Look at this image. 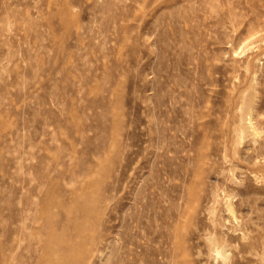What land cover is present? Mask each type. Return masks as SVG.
Masks as SVG:
<instances>
[{"label": "rangeland", "instance_id": "1", "mask_svg": "<svg viewBox=\"0 0 264 264\" xmlns=\"http://www.w3.org/2000/svg\"><path fill=\"white\" fill-rule=\"evenodd\" d=\"M81 188L126 264H264V0H0V264Z\"/></svg>", "mask_w": 264, "mask_h": 264}, {"label": "bare ground", "instance_id": "2", "mask_svg": "<svg viewBox=\"0 0 264 264\" xmlns=\"http://www.w3.org/2000/svg\"><path fill=\"white\" fill-rule=\"evenodd\" d=\"M83 190L84 188L76 190L71 195L69 203L58 200L56 211L50 210L48 204L43 206L38 215L40 225L35 237L37 250L34 264H109V259L111 260L113 256L116 258L114 264L127 263L118 255L119 249L123 248L120 247L122 243H119V246L116 242L107 241L111 237L109 231H102V209L98 208L99 199L85 194ZM8 231L9 234L12 233L11 229ZM122 235L125 233L117 231L113 237L121 241ZM20 242L21 239L17 246L21 244ZM15 247L11 238L7 244V261L9 264L14 260L16 264H25L21 255L15 256Z\"/></svg>", "mask_w": 264, "mask_h": 264}]
</instances>
